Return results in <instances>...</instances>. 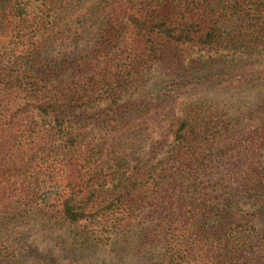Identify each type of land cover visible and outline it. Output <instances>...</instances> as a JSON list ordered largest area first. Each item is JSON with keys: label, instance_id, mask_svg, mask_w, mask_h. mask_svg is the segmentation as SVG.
Instances as JSON below:
<instances>
[{"label": "trees", "instance_id": "1", "mask_svg": "<svg viewBox=\"0 0 264 264\" xmlns=\"http://www.w3.org/2000/svg\"><path fill=\"white\" fill-rule=\"evenodd\" d=\"M34 230L47 264H264V0H0V264Z\"/></svg>", "mask_w": 264, "mask_h": 264}, {"label": "rangeland", "instance_id": "2", "mask_svg": "<svg viewBox=\"0 0 264 264\" xmlns=\"http://www.w3.org/2000/svg\"><path fill=\"white\" fill-rule=\"evenodd\" d=\"M156 137V136H155ZM48 240L45 241V234L34 230L33 232L27 233L24 237H18V249H16L17 261L19 264H36L39 261L40 264H47L45 262V248H48ZM120 251L114 253L117 258L120 256ZM124 261L126 264H139V259H135L128 254H124ZM29 259L27 263H24V259ZM25 259V260H26ZM80 262L79 258L73 261V264ZM72 264V262L60 261L59 264Z\"/></svg>", "mask_w": 264, "mask_h": 264}]
</instances>
